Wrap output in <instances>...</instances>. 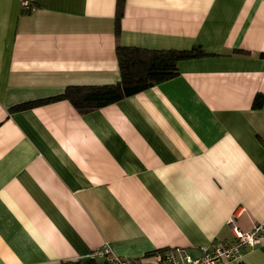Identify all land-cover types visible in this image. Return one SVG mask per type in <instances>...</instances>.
<instances>
[{
    "label": "crops",
    "instance_id": "obj_1",
    "mask_svg": "<svg viewBox=\"0 0 264 264\" xmlns=\"http://www.w3.org/2000/svg\"><path fill=\"white\" fill-rule=\"evenodd\" d=\"M116 2L0 0V264L195 257L230 219L264 225V0H125L118 33ZM117 44L207 55L86 113L13 110L116 84ZM244 252L226 264H264V242Z\"/></svg>",
    "mask_w": 264,
    "mask_h": 264
},
{
    "label": "trees",
    "instance_id": "obj_2",
    "mask_svg": "<svg viewBox=\"0 0 264 264\" xmlns=\"http://www.w3.org/2000/svg\"><path fill=\"white\" fill-rule=\"evenodd\" d=\"M124 2L125 0H117L116 2L115 29L117 33L120 30ZM115 54L121 76L120 81L116 84L66 87L56 96L21 103L16 105L13 110L31 108L37 104L67 99L77 111L86 113L172 78L178 73L177 63L179 60L207 55L200 46H194L189 50H148L120 44L116 45ZM261 56H264V53ZM262 103H264V96L256 94L252 103L253 108L260 107ZM99 262L100 260L93 257L58 264H98ZM103 263L106 264L105 261Z\"/></svg>",
    "mask_w": 264,
    "mask_h": 264
},
{
    "label": "built area",
    "instance_id": "obj_3",
    "mask_svg": "<svg viewBox=\"0 0 264 264\" xmlns=\"http://www.w3.org/2000/svg\"><path fill=\"white\" fill-rule=\"evenodd\" d=\"M24 8H29L23 2ZM229 225L233 234L232 240H221L203 247L198 256H191L182 246L157 249L138 259H125L114 254L109 246L96 251L92 257H99L106 264H226L239 262L246 249H251L264 242V225H254L248 231L240 230L230 219Z\"/></svg>",
    "mask_w": 264,
    "mask_h": 264
}]
</instances>
